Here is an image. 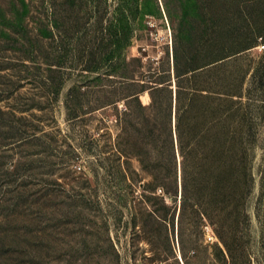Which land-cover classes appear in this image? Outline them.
Wrapping results in <instances>:
<instances>
[{"label":"rangeland","instance_id":"rangeland-1","mask_svg":"<svg viewBox=\"0 0 264 264\" xmlns=\"http://www.w3.org/2000/svg\"><path fill=\"white\" fill-rule=\"evenodd\" d=\"M246 1L235 0L230 25L264 30V0H248L249 9ZM116 7L117 0H0V264H223L210 221L195 222L194 207L169 194L154 200L136 155L119 162L127 180L139 173L135 191L115 181V143L126 136L115 111V63L167 61L177 24L165 10L149 14L121 54ZM39 48L56 70L57 93L43 84L49 72ZM248 53L238 63L249 76L264 56V35ZM76 86L81 115L70 118L67 93ZM250 102L252 188L241 248L225 249V264H264V101L259 94Z\"/></svg>","mask_w":264,"mask_h":264},{"label":"trees","instance_id":"trees-1","mask_svg":"<svg viewBox=\"0 0 264 264\" xmlns=\"http://www.w3.org/2000/svg\"><path fill=\"white\" fill-rule=\"evenodd\" d=\"M234 4L235 0H117L115 9L120 52L124 41L139 36L149 14L165 10L177 19L167 61L155 66L139 57H120L115 63V73L122 78L115 85V111L126 133L115 143V181H125L128 193L135 191L139 173L127 180L119 162L136 155L150 176L144 188L151 197L158 201L169 194L183 207H194L195 222L208 219L229 253L241 248L242 208L252 188L256 123L250 101L259 94L264 101V56L249 76L238 63L264 30L232 27ZM37 52L49 72L43 84L59 92L49 54L44 48ZM82 93L77 86L67 93L70 118L81 115L77 105ZM145 93L150 96L147 103L142 100ZM159 187L165 194L156 196ZM225 249L221 248L223 264Z\"/></svg>","mask_w":264,"mask_h":264},{"label":"built area","instance_id":"built-area-1","mask_svg":"<svg viewBox=\"0 0 264 264\" xmlns=\"http://www.w3.org/2000/svg\"><path fill=\"white\" fill-rule=\"evenodd\" d=\"M210 237H212V236H210Z\"/></svg>","mask_w":264,"mask_h":264}]
</instances>
